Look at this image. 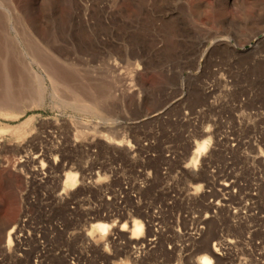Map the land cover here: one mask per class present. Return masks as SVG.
Instances as JSON below:
<instances>
[{
	"label": "rangeland",
	"instance_id": "1",
	"mask_svg": "<svg viewBox=\"0 0 264 264\" xmlns=\"http://www.w3.org/2000/svg\"><path fill=\"white\" fill-rule=\"evenodd\" d=\"M0 31V60L18 91L15 106L0 107L1 264H68L85 247L103 264H128L105 244L111 233L130 235L132 220L157 222L162 244L202 226L192 255L160 248L146 264H198L219 237L264 241V0H0ZM31 72L44 79L42 97ZM20 78L35 91L22 93ZM220 123L247 141L233 209L216 207L220 195H203L204 175L187 167L193 141ZM167 151L181 157L166 163ZM85 167L99 171L96 189L123 195L120 207L79 209L92 191ZM68 172L75 182L64 187ZM97 222L108 226L102 236L89 233Z\"/></svg>",
	"mask_w": 264,
	"mask_h": 264
},
{
	"label": "bare ground",
	"instance_id": "2",
	"mask_svg": "<svg viewBox=\"0 0 264 264\" xmlns=\"http://www.w3.org/2000/svg\"><path fill=\"white\" fill-rule=\"evenodd\" d=\"M3 62L5 61H1V65H0V107L5 109L6 107H9V105L13 103V100L17 99L15 98V93L18 91L17 89L16 90L12 89V86L6 77V75H9V73L8 74L6 73V70L4 69L5 63ZM22 66H20V68H24ZM17 72L18 71H16V73ZM43 72L45 74V77H47L48 72L45 71L44 69ZM31 73H32V77H31L32 81L35 82V84L37 85L36 87H38L35 90H37L38 96L42 97L45 90L44 79L42 78V76L36 74L35 72H31ZM21 79L23 78H20V80L19 79L18 80L21 82ZM31 83H32L31 80L30 82L26 80L23 83L21 82V88H20L21 92L25 93L26 95L28 93L31 94L33 91H35L34 88H32ZM33 99L35 98L33 97ZM195 112L199 114L200 110L197 109V111ZM193 116L194 115H189L187 111H183L182 117L184 118L188 117L192 119ZM227 129L228 128L225 127L224 123H220V127H214L209 130V134L205 139L201 140L200 142L193 141L194 149L193 151H191V155L187 162V167L191 170L193 174L202 173L204 175L205 181L200 185L201 187L200 192L204 193L203 195H207L211 192L220 195V197L214 202V205L216 207H228L233 209V206L230 205V200L237 199V197L239 196L240 192L244 187L243 178H242L244 165L243 162L240 160L239 156L243 154V151L245 150V144L247 143V141L241 140L235 136H230V132L227 131ZM185 137L188 138L191 137L190 130L185 132ZM251 143L252 145L255 146L257 145L258 141L252 140ZM143 144L144 146L152 147L154 145V142L152 140L151 141L148 140L146 142H143ZM163 156H164V161L166 163H169L175 161L176 158L181 157V153L179 151L176 152L167 151L165 154H163ZM148 157L152 158L153 157L152 153L151 155L149 154ZM166 163L161 168V173L163 175H165L167 171ZM263 163H264V159H263ZM98 173H99L98 170H92V168L88 170V168L85 167L83 169L81 182H83L87 187L90 186L92 191H87V193L83 194L78 199V207L80 210H85V211L90 210L92 213H99V211H108L107 213H110L111 207H116V206L120 207V205L122 204L123 195L119 194L117 189L114 188L105 187L103 191H100L101 189H96L95 188L96 185H94V182H92L93 180L91 181V177L93 176L96 177ZM65 174L66 175L63 185L64 187H70L75 182L76 175L71 172ZM115 174L116 172L112 176V174L109 173L108 176H106V178H108L105 182L107 185H108V181H110L112 177L114 179ZM84 177H87V179L83 180ZM90 192L91 193L93 192L94 195H91ZM208 200L209 203H212L211 198H209ZM70 207L71 209H74L73 205H71ZM193 218L197 219L195 215H192V219ZM131 222L132 224L130 226V235H127L122 239L121 237H119V235L111 233L108 235L109 241L105 244L109 254L123 253L129 262L128 264H146L147 258L150 257V255H153L156 258L157 256L159 257L157 251L160 248L163 249L160 251L163 252L164 254H169V255L173 254L175 256L180 255L181 251L185 249L186 252L183 256L189 257L190 255L193 254L194 242L199 239V232L202 229V226L200 225H198V227L197 226L189 227V231L191 232L183 233V234L178 233L177 236H174L175 237L174 242L162 244L160 243V239L164 237L165 234L163 232H160L161 227L158 225L157 222L149 223L147 221H143L144 225L143 224L141 225V223L136 220H132ZM144 226H146V228L148 226L152 232L146 234L144 231L145 230ZM107 228L108 226L105 223L97 222L93 226H91V231L89 233L90 235L95 234L98 236H102V234L106 232ZM9 234L7 235V241H6V246L8 247L13 245L12 240L8 237ZM21 238L22 236L19 233L14 237V240L17 243V247L21 249V251H25L26 248L24 249L21 243ZM250 238L251 237L244 235L239 237H233V236L219 237L216 241L211 243V252L209 253L210 257H212L213 260L216 259L222 261L223 264H246V262H249V260H246V257L248 258L250 257L251 260H253L256 263L264 264V241L257 239L254 240L253 242L251 241ZM172 239L173 237L171 238V240ZM39 246L41 247V244ZM83 250L84 251H79L81 253L82 259L79 256V254L73 253L74 255L72 257L70 256L69 260H67L68 264H103L102 262H100L98 259H95L91 255L92 251H88L87 247H85ZM18 256L22 258L20 252L18 253ZM34 257L36 256L34 255ZM210 257L203 255L198 258L197 262L198 264H210L213 261L211 260ZM32 262L33 264H37V260L35 258ZM0 264H1V257H0ZM121 264H125V263L121 262Z\"/></svg>",
	"mask_w": 264,
	"mask_h": 264
}]
</instances>
